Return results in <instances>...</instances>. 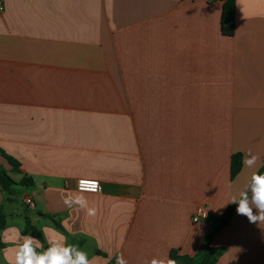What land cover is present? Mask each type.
Segmentation results:
<instances>
[{"label": "crops", "instance_id": "crops-1", "mask_svg": "<svg viewBox=\"0 0 264 264\" xmlns=\"http://www.w3.org/2000/svg\"><path fill=\"white\" fill-rule=\"evenodd\" d=\"M0 1V150L21 165L15 181L34 180L17 202L0 189V264L14 260L17 234L35 236L27 220L42 234L38 252L63 236L94 264L194 256L207 244L225 249L216 264H264V223L235 211L215 228L264 166V0H236L232 37L223 0ZM135 9L147 14V58L126 59L125 71L115 36L125 55L129 29L111 16ZM249 151L255 168L232 180V156ZM0 166L12 170L1 155ZM84 179L101 183L85 193L95 217L62 202ZM199 206L209 218L194 223Z\"/></svg>", "mask_w": 264, "mask_h": 264}, {"label": "clouds", "instance_id": "clouds-1", "mask_svg": "<svg viewBox=\"0 0 264 264\" xmlns=\"http://www.w3.org/2000/svg\"><path fill=\"white\" fill-rule=\"evenodd\" d=\"M258 160L259 157L249 151L244 156L243 164L254 169ZM78 189V192L63 197L64 206L83 211L88 217H95L97 209L90 206L85 193L98 191L99 181L80 180ZM230 203L236 204L237 214L246 216L249 222L264 223V173L253 171L244 188L231 196ZM15 243L17 247L14 251V260L10 264H94L87 252L77 245L68 243L67 238L63 236L48 239L49 246L41 252H38L37 248H42L43 245L35 236L17 234ZM115 264H128V260L121 253L115 257ZM146 264H177V262L167 254H163L152 256Z\"/></svg>", "mask_w": 264, "mask_h": 264}, {"label": "trees", "instance_id": "trees-1", "mask_svg": "<svg viewBox=\"0 0 264 264\" xmlns=\"http://www.w3.org/2000/svg\"><path fill=\"white\" fill-rule=\"evenodd\" d=\"M223 2L221 19L222 33L225 36L232 37L235 35L236 29V0H223ZM0 155L3 156L12 167L11 172H9L3 166H0V189L8 196L9 200L16 201L19 197H21L24 188L30 189L34 186V180L32 177L24 175L19 182L15 181L11 174H21L20 163L2 150H0ZM242 169L243 154H234L231 159V179L234 180L241 173ZM259 172L264 173V166L259 170ZM236 209V204L230 205L225 211L224 218L229 221ZM46 216L53 218L48 215ZM6 224L7 216L4 212V208L2 207L0 209V250L4 247L1 239V233L5 229ZM56 226L57 228L62 229L61 225L57 222ZM24 231L25 233H31L38 238H42L41 232L33 227L28 220ZM224 250V248L213 247L210 244H207L194 256L182 254L178 250H173L170 253V258L175 259L177 264H216L222 256Z\"/></svg>", "mask_w": 264, "mask_h": 264}, {"label": "rangeland", "instance_id": "rangeland-1", "mask_svg": "<svg viewBox=\"0 0 264 264\" xmlns=\"http://www.w3.org/2000/svg\"><path fill=\"white\" fill-rule=\"evenodd\" d=\"M0 12H3V11H0ZM134 12H132V15H119L120 18H118L119 16L117 17V20H118L117 24L115 20L113 19V17L111 16L114 27L115 25H120L122 27H128L129 29V32L126 33V36L128 37V46H127L128 49H125L126 50L125 55H127V52H128L129 56L125 57L124 49L121 47V45L123 46L122 33L116 34L115 36L117 50H118L117 55L119 56L120 62L125 71L127 68L126 59L130 61L131 59L147 58V27H145L147 25V23L145 22L147 20V14H143L142 10H136V9ZM105 18L106 20H108L107 17ZM103 34L106 36V38L103 39V44H105L106 42H108L107 39L109 38V35H106V33H103ZM120 36H121V39L119 38ZM123 36L126 39V36L125 35ZM141 53H143L142 56H141ZM129 65H131L132 67L137 66L134 62L129 63ZM91 66H93V68L97 67L96 64L91 65ZM145 81L146 80H142L141 82H145ZM141 96L146 100L145 101L142 100V103L139 101V104L142 105L141 107L144 108L143 110L147 111V84L144 85V87L142 88ZM16 202L12 204V208L14 209V211L24 213L25 207L18 205ZM223 219H221L220 221L216 223L215 228L218 229ZM218 230L221 231L222 228Z\"/></svg>", "mask_w": 264, "mask_h": 264}, {"label": "built area", "instance_id": "built-area-1", "mask_svg": "<svg viewBox=\"0 0 264 264\" xmlns=\"http://www.w3.org/2000/svg\"><path fill=\"white\" fill-rule=\"evenodd\" d=\"M4 4L0 1V11H4ZM84 180H87V179H84ZM78 184H79V182L77 183V189H78ZM79 190V189H78ZM101 190H102V187H101V183L99 182V190L98 191H96V192H88V193H94V194H96V193H99V192H101ZM30 201V202H29ZM24 202H25V204L30 208V209H35V207H36V203H35V201H34V199L33 198H31V197H26L25 199H24ZM209 218V210H208V208L206 207V206H199L197 209H196V211H195V214H194V216H193V222L194 223H198V222H200V221H204V220H206V219H208Z\"/></svg>", "mask_w": 264, "mask_h": 264}, {"label": "water", "instance_id": "water-1", "mask_svg": "<svg viewBox=\"0 0 264 264\" xmlns=\"http://www.w3.org/2000/svg\"><path fill=\"white\" fill-rule=\"evenodd\" d=\"M227 223V219H223L222 223L220 224V226L218 227V229H221L224 227V225Z\"/></svg>", "mask_w": 264, "mask_h": 264}]
</instances>
